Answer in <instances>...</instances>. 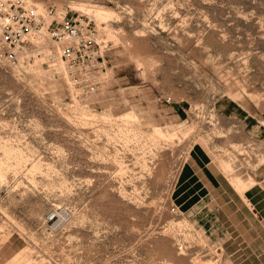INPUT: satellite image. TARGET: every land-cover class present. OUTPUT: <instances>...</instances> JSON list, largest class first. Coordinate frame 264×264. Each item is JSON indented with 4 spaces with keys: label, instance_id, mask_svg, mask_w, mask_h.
<instances>
[{
    "label": "rangeland",
    "instance_id": "1",
    "mask_svg": "<svg viewBox=\"0 0 264 264\" xmlns=\"http://www.w3.org/2000/svg\"><path fill=\"white\" fill-rule=\"evenodd\" d=\"M29 1L77 17L102 71L84 99L45 35L0 57V264H244L175 190L193 144L229 180L264 160L215 113L264 114V0Z\"/></svg>",
    "mask_w": 264,
    "mask_h": 264
},
{
    "label": "crops",
    "instance_id": "2",
    "mask_svg": "<svg viewBox=\"0 0 264 264\" xmlns=\"http://www.w3.org/2000/svg\"><path fill=\"white\" fill-rule=\"evenodd\" d=\"M215 113L220 120L229 119L234 138L242 141L239 144L251 143L255 154L264 157L263 113H250L238 104L220 106ZM222 162L215 163L222 169ZM233 178L229 180L217 168L202 145L193 144L179 169L175 200L181 209L211 218L212 237L219 235L221 249L217 248L223 256L233 261L243 257L244 264H264V160L237 178L240 189ZM10 244L5 242L6 247Z\"/></svg>",
    "mask_w": 264,
    "mask_h": 264
},
{
    "label": "built area",
    "instance_id": "3",
    "mask_svg": "<svg viewBox=\"0 0 264 264\" xmlns=\"http://www.w3.org/2000/svg\"><path fill=\"white\" fill-rule=\"evenodd\" d=\"M83 28L80 20L68 16L67 11L38 9L29 0H0V57L14 56L9 48H18L28 38L45 35L59 45L48 54L50 66H54L56 53L70 74L73 94L89 99L99 84L96 78L102 71V49ZM53 217L50 214L48 220Z\"/></svg>",
    "mask_w": 264,
    "mask_h": 264
},
{
    "label": "bare ground",
    "instance_id": "4",
    "mask_svg": "<svg viewBox=\"0 0 264 264\" xmlns=\"http://www.w3.org/2000/svg\"><path fill=\"white\" fill-rule=\"evenodd\" d=\"M82 6H83V4H82ZM70 7V6H69ZM87 7V6H86ZM40 8V7H39ZM99 9V8H98ZM74 10V9H73ZM96 10V9H95ZM100 11V10H99ZM102 12H103V10H101ZM107 11V10H106ZM90 12H91V10H90ZM96 15H97V13H95ZM108 14V13H107ZM95 16V15H94ZM98 16V15H97ZM101 16L99 15V18H100ZM96 18V17H95ZM103 18V17H102ZM101 18V19H102ZM104 19V18H103ZM100 20V19H99ZM38 37H40V36H38ZM58 62H61V61H55V63H54V65L56 64V63H58ZM162 139V138H161Z\"/></svg>",
    "mask_w": 264,
    "mask_h": 264
}]
</instances>
